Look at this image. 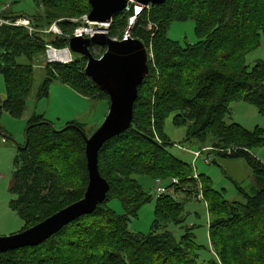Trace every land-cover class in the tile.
<instances>
[{
  "label": "trees",
  "instance_id": "trees-1",
  "mask_svg": "<svg viewBox=\"0 0 264 264\" xmlns=\"http://www.w3.org/2000/svg\"><path fill=\"white\" fill-rule=\"evenodd\" d=\"M33 1L42 14L30 17L11 13L9 17H26L35 28L43 27L37 22L40 18L47 26L58 21L63 34L69 35L76 27L69 19H79L90 11L88 0ZM8 14L9 10L4 17ZM131 15L129 11L113 19L109 38H122ZM189 20L195 26L196 44L182 46L168 39L167 29L172 23ZM261 35L264 37V0H166L143 11L130 38L150 49L153 62L138 87L130 128L98 152V172L109 185L106 200L91 215L80 217L42 244L0 253V264H234L230 255L233 233H238L236 239L243 243V249L248 248L246 237L263 243L264 188L249 196L236 187L244 201L228 202L213 192L202 176L209 214L208 240L216 260L198 263L199 248L188 230L179 240L169 232L157 233L162 226H181L185 221L167 197L156 199L155 220L148 235L127 230L130 219L152 200L132 176L148 170L146 162L153 156L158 157L159 165L151 167L155 173L164 164L169 165L171 175L182 177V181L189 179L190 167L164 149L171 144L163 132L171 115L175 126L186 127V141L203 144L210 138L211 147L220 150L217 156L243 160L256 177L264 178V163L251 154V149L260 144L259 132L249 133L225 122L230 104L236 102L252 105L264 116V62L258 61L251 69L245 64L246 55L259 46ZM1 37L0 76L5 87L1 113L20 119L33 84L31 62L44 52L45 44L62 48L67 41L50 36H36L34 40L23 30L13 28L3 29ZM21 57L29 64H19L17 59ZM85 64L84 58L67 65L44 64L46 78L41 96L58 80L86 99L109 104L107 95L84 74ZM42 122L48 121L40 116L29 118L26 126L34 127L28 131L27 147L17 150L13 162L9 192L14 199L9 209L24 223L22 230L81 200L88 182L81 135L74 129L54 133ZM67 125L77 126L84 133L81 124ZM3 131L0 127V135ZM56 158L68 164L67 170L56 166ZM113 199L120 202L122 215L107 208V202Z\"/></svg>",
  "mask_w": 264,
  "mask_h": 264
},
{
  "label": "rangeland",
  "instance_id": "rangeland-1",
  "mask_svg": "<svg viewBox=\"0 0 264 264\" xmlns=\"http://www.w3.org/2000/svg\"><path fill=\"white\" fill-rule=\"evenodd\" d=\"M9 2L10 0H0V9L9 4ZM11 13L24 14L31 17L37 13L42 14V9L33 0H11L7 18H11L9 17ZM79 19H72L74 21L69 22L78 26L82 24V20ZM37 22L43 23V27L37 28L38 30H44L48 27L45 19L40 18ZM9 28L23 30L29 35L23 28ZM194 28V23L190 20L174 22L168 28L167 37L182 46L186 43L196 44L199 40L194 33ZM101 51L98 47H94L92 55L96 58ZM71 57L73 60H81L82 58L74 53H71ZM258 61L264 62V37L262 35L259 46L255 50L250 51L245 57V64L249 69ZM17 62L19 64H29V61L23 57L18 58ZM44 62V53L34 58L31 62L33 84L27 98L23 116L20 119H12L5 112L0 115V127L4 130L3 132L6 136L4 137V134L0 135V237L16 234L24 227L22 220L9 209V203L14 199V196L9 192V187L10 183L12 185V174L15 171L13 162L17 160L18 149L8 138L14 140L20 146L23 145L26 125L32 116L43 117V119L51 123L55 130L64 128L70 122L81 124L84 134L90 137L100 127L108 113L109 104L106 101L86 99L58 80H54L48 87L46 95L41 96L42 84L46 78L43 69ZM39 94L41 97H39ZM4 97L5 87L0 76V100H3ZM229 107L230 114L225 119L226 123L237 124L249 133L257 134V131L259 132L257 139H259L260 144L255 145L251 149V154L264 163V116L259 115L254 106L245 102L231 103ZM163 132L171 143L164 149L174 158L190 167L189 179L186 180V178L182 181V177L171 175L169 165L164 164L160 165V170L155 173L151 167L159 165H157L158 157L153 156L149 162H146L149 163V166L145 165L148 170H142L144 171L142 174H134L132 176L141 190L152 197V200L139 209L135 218L130 219L127 230L134 234L143 235H148L151 232L156 208V199L153 197L154 181L158 178L161 181L164 180V182L176 179L178 185L171 189L175 199L170 197L165 199L170 200L173 205L176 204L175 207L180 209L181 215L176 212H171V214L180 215L179 217L181 219L185 218V221L181 226L172 224H167L165 228L162 226L157 233L169 232L174 239L179 240L188 230L195 245L199 248L196 252L199 256L198 263L208 262L215 258V252L211 251V245L208 240L207 223L209 214L205 206L206 203L204 199L202 200V196L204 197L202 192L205 185H203L200 176L209 182L213 192L221 195L228 202L244 201L243 194L239 193L236 187L249 196L253 195L254 191L263 189L264 178L256 177L243 160H232L217 156L216 153L220 150L217 149L216 151L211 147L210 138H207V141L203 144L186 141V127L175 126L172 115L166 119ZM154 140L159 146H165L159 140ZM201 145L205 146L206 152L202 151ZM199 151L204 153L196 157L195 153H199ZM205 160H208V162L205 163ZM69 162L72 163V161ZM55 163L57 167L67 170L66 165L68 164L60 161V158H56ZM68 178L71 179V177ZM73 179H76V177H73ZM107 208L118 215L123 214L122 206L117 199L108 201ZM165 213H168V211ZM233 234L230 255L231 258H234V264H264V242L246 237L248 248L243 249L241 247L243 243L237 242L236 239L239 236L237 235L238 233Z\"/></svg>",
  "mask_w": 264,
  "mask_h": 264
},
{
  "label": "water",
  "instance_id": "water-1",
  "mask_svg": "<svg viewBox=\"0 0 264 264\" xmlns=\"http://www.w3.org/2000/svg\"><path fill=\"white\" fill-rule=\"evenodd\" d=\"M128 1L130 0H88L90 11L87 14V21L108 24L125 10ZM132 1L139 6H157L166 0ZM94 47L104 50L99 58L92 55ZM68 48L71 53L86 60L84 74L107 95L108 113L100 127L90 137L74 125L55 130L49 122L41 124L49 126L54 133L60 134L68 129H74L81 135L85 144L87 187L83 198L78 202L67 206L31 228L11 236L0 237V253L24 247H36L80 217L91 215L96 207L106 200L109 190V185L98 172V152L106 142L123 134L132 124L138 87L149 72L145 45L131 38L117 41L109 38L107 34H96L90 39L71 38L68 41ZM32 127L34 126L26 128L23 146L8 139L17 146V149H25L28 144V131Z\"/></svg>",
  "mask_w": 264,
  "mask_h": 264
},
{
  "label": "built area",
  "instance_id": "built-area-1",
  "mask_svg": "<svg viewBox=\"0 0 264 264\" xmlns=\"http://www.w3.org/2000/svg\"><path fill=\"white\" fill-rule=\"evenodd\" d=\"M11 0L9 4L4 6L2 9H0V52H1V44H2V30L9 27H19L23 28L28 32V36H30L32 39L36 36H50L55 38H65L66 39V46L62 48H57L51 43H47L44 45V55H45V62L44 64H62L67 65L72 62L71 52L68 48V41L71 38H82V39H90L96 34H107L109 33V28L113 20H111L108 24H102V23H92L87 21V15H84L80 17L79 20H82V24L76 26L72 33L69 35L63 34L61 29L58 26V21L53 22L50 24L47 28L44 30H38L35 28L30 19L26 17H17V18H7L4 17V13L7 12L10 9ZM151 9V5L147 6H139L137 4H134L132 0L128 1L127 7L122 12V14L127 13L129 11L132 12V15L129 16V19H127V28L124 31L122 38L117 41H124L130 38V31L135 26L138 18L142 15L143 11L147 10L149 11ZM69 21H74L72 19H69ZM35 40V39H34ZM147 60L149 62H153L152 54L150 49L147 50ZM2 62L0 59V70L2 68ZM202 151L206 152L205 149H202ZM202 151H199V153H195V156L198 157L200 154L204 153ZM208 160H205V163H207ZM197 179V178H195ZM155 188L153 192L154 199H159L163 197H170L172 199H175L171 189H174L175 186L178 185V181L176 179H171L167 182L161 181L160 179H156L155 181ZM199 198V197H198ZM203 200V196H202Z\"/></svg>",
  "mask_w": 264,
  "mask_h": 264
},
{
  "label": "bare ground",
  "instance_id": "bare-ground-1",
  "mask_svg": "<svg viewBox=\"0 0 264 264\" xmlns=\"http://www.w3.org/2000/svg\"><path fill=\"white\" fill-rule=\"evenodd\" d=\"M129 19V18H128ZM168 30V29H167ZM140 95V94H139ZM143 98V97H142ZM165 106V105H164ZM189 134V133H188ZM202 141V140H201ZM200 143V142H199ZM223 155V154H221ZM262 165V164H261ZM159 179V178H158ZM200 179V178H199ZM187 180V179H186ZM164 181V180H163ZM49 182V181H48ZM56 186V185H55ZM204 190V189H203ZM207 190V189H206ZM249 197V196H248ZM176 205V204H175ZM223 218V217H222Z\"/></svg>",
  "mask_w": 264,
  "mask_h": 264
},
{
  "label": "flooded vegetation",
  "instance_id": "flooded-vegetation-1",
  "mask_svg": "<svg viewBox=\"0 0 264 264\" xmlns=\"http://www.w3.org/2000/svg\"><path fill=\"white\" fill-rule=\"evenodd\" d=\"M121 14H122V13H121ZM121 14H120V15H121ZM99 49H100V48H99ZM101 50H102V49H101ZM102 52H104V50H102ZM102 54H103V53H102ZM102 54H101V55H102ZM101 55H100V56H101ZM82 58H83V57H82ZM23 144H24V143H23ZM22 146H23V145H22Z\"/></svg>",
  "mask_w": 264,
  "mask_h": 264
},
{
  "label": "crops",
  "instance_id": "crops-1",
  "mask_svg": "<svg viewBox=\"0 0 264 264\" xmlns=\"http://www.w3.org/2000/svg\"><path fill=\"white\" fill-rule=\"evenodd\" d=\"M24 65H26V64H24ZM205 206H206V204H205ZM207 225H208V223H207ZM212 249V248H211ZM212 251V250H211Z\"/></svg>",
  "mask_w": 264,
  "mask_h": 264
}]
</instances>
